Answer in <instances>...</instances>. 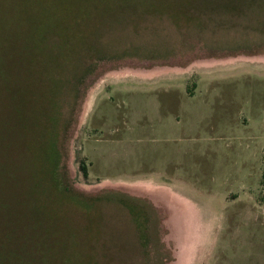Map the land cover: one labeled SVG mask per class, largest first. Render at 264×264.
<instances>
[{"label": "rangeland", "instance_id": "374dc122", "mask_svg": "<svg viewBox=\"0 0 264 264\" xmlns=\"http://www.w3.org/2000/svg\"><path fill=\"white\" fill-rule=\"evenodd\" d=\"M263 168L264 0H0V264H264Z\"/></svg>", "mask_w": 264, "mask_h": 264}, {"label": "crops", "instance_id": "0c3cea01", "mask_svg": "<svg viewBox=\"0 0 264 264\" xmlns=\"http://www.w3.org/2000/svg\"><path fill=\"white\" fill-rule=\"evenodd\" d=\"M264 194V193H263ZM262 194L263 198H260V201H256L253 197V195H250L249 198L252 199V201H249L253 206H262L264 210V195ZM256 203V204H255Z\"/></svg>", "mask_w": 264, "mask_h": 264}, {"label": "trees", "instance_id": "16d2710c", "mask_svg": "<svg viewBox=\"0 0 264 264\" xmlns=\"http://www.w3.org/2000/svg\"><path fill=\"white\" fill-rule=\"evenodd\" d=\"M79 168H80V170L82 171V173L84 175L87 174L86 164H85V162L83 160L80 161ZM262 184H264V168H263V171H262Z\"/></svg>", "mask_w": 264, "mask_h": 264}]
</instances>
